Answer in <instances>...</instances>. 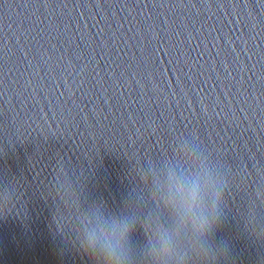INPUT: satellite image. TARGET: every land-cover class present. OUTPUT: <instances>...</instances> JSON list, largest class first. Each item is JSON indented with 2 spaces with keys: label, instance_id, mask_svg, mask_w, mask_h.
<instances>
[{
  "label": "water",
  "instance_id": "95a60500",
  "mask_svg": "<svg viewBox=\"0 0 264 264\" xmlns=\"http://www.w3.org/2000/svg\"><path fill=\"white\" fill-rule=\"evenodd\" d=\"M125 220L121 264H264V0H0V264Z\"/></svg>",
  "mask_w": 264,
  "mask_h": 264
},
{
  "label": "clouds",
  "instance_id": "9594fccd",
  "mask_svg": "<svg viewBox=\"0 0 264 264\" xmlns=\"http://www.w3.org/2000/svg\"><path fill=\"white\" fill-rule=\"evenodd\" d=\"M174 188V192L170 188V202L174 206H177L176 198L179 197L178 210L181 211L182 218L191 219L194 232L198 236H202L205 232L211 230L212 225L210 219L204 215H196V208L199 202L198 190L196 188H193L191 192L184 194L183 189L180 185H175ZM127 232V220L114 226L113 234H119L116 237L115 241L111 237L103 233L102 230L100 233L92 230L88 235L89 247L95 248L97 242H100L107 257V264H121L118 253L123 246V241L127 236ZM163 239L167 241V236L163 237ZM162 251L166 253L167 247L165 246Z\"/></svg>",
  "mask_w": 264,
  "mask_h": 264
}]
</instances>
